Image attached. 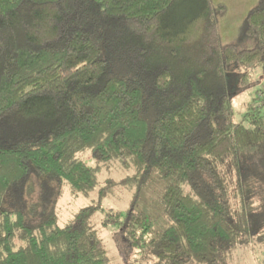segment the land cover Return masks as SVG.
<instances>
[{"label":"trees","instance_id":"1","mask_svg":"<svg viewBox=\"0 0 264 264\" xmlns=\"http://www.w3.org/2000/svg\"><path fill=\"white\" fill-rule=\"evenodd\" d=\"M212 0H0V264H109L80 208L63 225L67 187L87 196L99 164L160 179L167 226L151 232L132 194L106 214L156 264H230L264 240V87L236 121L232 96L264 76V0L224 44ZM260 91V90H259ZM87 153L90 167L79 155ZM151 233V235H149Z\"/></svg>","mask_w":264,"mask_h":264},{"label":"rangeland","instance_id":"2","mask_svg":"<svg viewBox=\"0 0 264 264\" xmlns=\"http://www.w3.org/2000/svg\"><path fill=\"white\" fill-rule=\"evenodd\" d=\"M214 3H222L226 7L225 14L218 20V29L221 41L224 44L236 41L239 25L249 9L256 5L258 0H212ZM251 84L242 92L232 96L231 106L236 121H240L245 112L247 104L256 103L253 100L255 96L261 95V89L264 87V76L256 68L250 73ZM260 90V91H259ZM90 167L96 164L88 158L87 153L79 155ZM96 171V188L87 196L73 195L65 187L62 197L56 206V222L63 225L65 221L82 207L96 205L98 209L90 217V224L96 229L99 238L106 250L109 264H156V258L151 253L149 247L140 250H133L129 247L127 241L118 231L117 226H103L102 222L108 213H114L123 219L129 210L130 201L133 192L139 190V200L135 210H144L145 215L151 221V232L164 229L168 220L162 211L156 205V197L160 194L164 185L168 182L166 179H160L155 183H149L145 186L137 183L131 188L118 185L113 188L104 198L99 199L97 190L106 180L118 181L132 174L131 171L124 170L118 163L110 161L105 164H99ZM260 226L264 223L260 222ZM151 235V233H149ZM230 264H264V240H255L250 246L240 248L234 255Z\"/></svg>","mask_w":264,"mask_h":264}]
</instances>
